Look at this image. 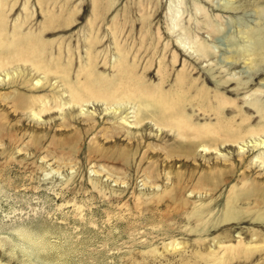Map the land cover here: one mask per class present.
Wrapping results in <instances>:
<instances>
[{
	"label": "rangeland",
	"instance_id": "obj_1",
	"mask_svg": "<svg viewBox=\"0 0 264 264\" xmlns=\"http://www.w3.org/2000/svg\"><path fill=\"white\" fill-rule=\"evenodd\" d=\"M0 14L4 40L39 36L72 83L130 79L152 99L71 101L59 74L0 69V264H264V187L247 192L264 185V130L227 137L264 125V0H0Z\"/></svg>",
	"mask_w": 264,
	"mask_h": 264
},
{
	"label": "bare ground",
	"instance_id": "obj_2",
	"mask_svg": "<svg viewBox=\"0 0 264 264\" xmlns=\"http://www.w3.org/2000/svg\"><path fill=\"white\" fill-rule=\"evenodd\" d=\"M2 12H4V11L2 10ZM2 17H4L3 14H0V44L3 45V44L9 43L11 46L13 44V46L8 47V52H10V53H5L3 55L0 54V69H3V67H5V65L12 64L13 62H18L20 60L22 62H28V64H30L31 66L35 67L38 70H42L45 74H48V73L59 74V75H61L60 79H62L63 83L66 85V87L68 89V92L70 93V100L71 101H83V100L92 99V98L95 99V97H97V96L94 97V95H98V93L103 94V96L102 95H101V97L98 96L96 99L100 98V99L105 100V102H106V100L113 101L115 103L120 102L122 100L130 101V100H134V98H136V97H139V99H141L139 104H141L143 107H148L149 106L148 102L150 100L152 101L151 97H149V100H148L147 97H145L144 95H141V94H138L137 92H135L134 90H136V89H134V90L132 89V88L136 87L135 81L130 82L131 81L130 79H125V80L119 81L120 84H118L117 86L112 85L113 83L108 82L106 80H105V82L104 81L102 82L97 77H87L86 80L83 81L82 83L79 80L75 84L72 83L67 78L68 69L66 67L58 66V62H56L57 66H53V68H52L49 65H47L46 63L42 62V59H40V58L44 57V56H42L43 50L40 47L38 48L37 45H34V43L36 42V39L40 38L39 36L36 38L28 39L24 42L21 41V43H19L17 45L15 44L13 39L15 41L18 40V37H19L18 34H16V35L14 34L12 40H10V41H7L6 39L4 40L3 37L1 36V34L3 32V28L1 27V25H3V21L5 19ZM22 38H23V36H22ZM39 44H41V43H39ZM14 55H18V57H14ZM163 95H162V93L158 95L157 99L159 101L158 103H160V104L163 103V99H164ZM38 101H39V98L32 97L30 99L32 107L35 105L38 106L39 105ZM163 109L161 107V110H163ZM176 120H177L176 124L182 123V119L180 117L176 118ZM242 121H246V119L242 118ZM263 130H264V125H262V124H259L257 127L251 126L246 131H241V129L238 127L239 132L236 133L235 136L233 135V136H227V137L230 138L229 140L235 141L238 138L239 139L243 138L246 134L247 135H255V133H259ZM207 131H209V130H207ZM226 140H228V139H226ZM223 141H225V138L221 142H223ZM261 145L264 147V141L263 140L255 143V146H253V145L252 146L254 149H256V147H261ZM200 146L203 148V150H205V147L207 145L204 146V144H201ZM256 150H258V149H256ZM258 155H262V154L255 153V156H253V157L254 158L258 157ZM255 160H256V162H258L257 158ZM255 160H253V158H252V162ZM262 162H263V160H260V163L258 162V165L260 164V167H261ZM254 180H256V183L252 182V184H256V185L253 187L250 184L251 183L250 181H245L246 184L251 185L247 191L248 194H250V195L252 193V190H254L258 185H260L261 187H264V185L262 183H258L260 181L257 182L258 178L254 179ZM256 197L264 199L263 195L259 194V193H258V195L256 194ZM258 215L264 217V212H260ZM258 249H257V251H259ZM261 249H264V247H261ZM254 251H256V250H254ZM244 253H247L246 255H249L248 249L245 248Z\"/></svg>",
	"mask_w": 264,
	"mask_h": 264
}]
</instances>
